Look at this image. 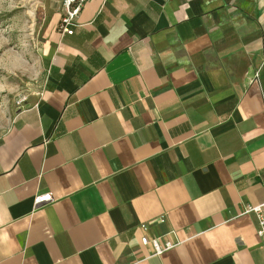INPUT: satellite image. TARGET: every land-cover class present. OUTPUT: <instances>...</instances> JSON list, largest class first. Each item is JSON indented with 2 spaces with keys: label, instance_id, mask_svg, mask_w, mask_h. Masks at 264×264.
Segmentation results:
<instances>
[{
  "label": "crops",
  "instance_id": "crops-1",
  "mask_svg": "<svg viewBox=\"0 0 264 264\" xmlns=\"http://www.w3.org/2000/svg\"><path fill=\"white\" fill-rule=\"evenodd\" d=\"M60 17L0 137V264H264L243 212L264 203V0H88L71 35Z\"/></svg>",
  "mask_w": 264,
  "mask_h": 264
},
{
  "label": "rangeland",
  "instance_id": "rangeland-1",
  "mask_svg": "<svg viewBox=\"0 0 264 264\" xmlns=\"http://www.w3.org/2000/svg\"><path fill=\"white\" fill-rule=\"evenodd\" d=\"M62 0H0V137L42 89L48 24Z\"/></svg>",
  "mask_w": 264,
  "mask_h": 264
},
{
  "label": "built area",
  "instance_id": "built-area-1",
  "mask_svg": "<svg viewBox=\"0 0 264 264\" xmlns=\"http://www.w3.org/2000/svg\"><path fill=\"white\" fill-rule=\"evenodd\" d=\"M88 0H62L61 2V17L58 24V32L60 34L71 35L75 26V21L81 10ZM53 197L50 193L36 195L33 200L34 208H40L53 202ZM245 214L253 215L257 223V235L260 239V247L264 250V203L255 206H246ZM145 226H142L144 229ZM140 243L144 246L151 245L155 255H161L163 252L171 249L173 244L170 242L162 243L159 238H148L143 235Z\"/></svg>",
  "mask_w": 264,
  "mask_h": 264
}]
</instances>
